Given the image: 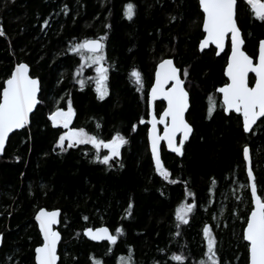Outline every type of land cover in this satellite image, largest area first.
<instances>
[{"label":"trees","instance_id":"16d2710c","mask_svg":"<svg viewBox=\"0 0 264 264\" xmlns=\"http://www.w3.org/2000/svg\"><path fill=\"white\" fill-rule=\"evenodd\" d=\"M128 3L134 5L131 20L124 14ZM202 20L198 0H0L5 33L0 36V91L20 62L41 87L29 124L9 136L0 155V264H35L41 239L34 214L40 207L60 210L58 264H121V257H131L132 264H177L172 255L184 256L185 264H200L206 259V225L222 264H247L242 231L251 198L243 148L250 149L258 194H264V123L258 121L245 133L239 115L224 113L215 88L226 82L229 44L218 56L212 46L199 51ZM237 24L244 50L255 58L264 22L254 18L246 0H237ZM100 37H106L103 66L108 69L103 100L95 91L96 65L81 60L89 55L86 51L72 50ZM168 57L181 69L189 92L186 119L193 129L183 155L161 145L162 162L175 184L153 168L146 138L147 92L156 64ZM133 70L142 74L139 91L130 76ZM78 80L85 81L83 89ZM210 97L215 105L211 115ZM69 99L75 112L71 128H83L105 142L117 133L128 141L112 167L98 162L90 144L64 152L56 147L63 130L53 126L49 114L66 110ZM163 105L154 103L156 115ZM107 154L99 150L100 158ZM235 181L243 187L237 190ZM193 202L197 206L189 223L178 229L176 210ZM100 225L113 234L123 229L117 245L82 235L83 228Z\"/></svg>","mask_w":264,"mask_h":264},{"label":"snow or ice","instance_id":"6c2138e0","mask_svg":"<svg viewBox=\"0 0 264 264\" xmlns=\"http://www.w3.org/2000/svg\"><path fill=\"white\" fill-rule=\"evenodd\" d=\"M250 6L254 18L264 22V0H246ZM200 7L204 13L203 30L207 36L200 44V50L203 51L209 44H214L220 52L225 49L226 37L231 34V55L228 60L226 75L231 81L224 87L218 89L223 94V105L226 112H235L243 118V131L250 133L253 131V125L258 121L264 123V40L259 42L258 62L254 63L253 58L244 50V39L237 25V0H199ZM125 16L131 20L134 15V5H126ZM48 26V21L44 22V27ZM5 33L0 27V36ZM106 37L99 39L85 40L83 43H77L73 46V51L78 53L87 52V57L81 55V60L95 64L97 76L95 78L98 98L103 100L107 95L106 81L108 79V69L103 66L105 61L104 40ZM219 55V52L217 53ZM89 64V66H91ZM83 68V65H81ZM255 74V86H249V74ZM77 75H80L78 72ZM184 76L188 75L185 70ZM130 76L134 78L137 90L143 88L142 74L138 70H133ZM81 89L85 85L84 80L77 81ZM171 87H166L168 84ZM41 91L40 80L32 78L29 75L27 64L20 63L16 65L10 78L0 92V152H3L5 143L9 134L14 130L23 129L29 123V114L33 112L40 103L38 94ZM167 101V108L157 120L156 114L152 115L150 121L152 127L149 132L151 141L152 159L155 163L156 172L169 183L175 184L178 181L170 179L171 173L165 168L160 155V141L167 142L168 148L177 155H183V145L188 140L193 131L190 124L185 119V113L189 109V93L185 90L184 81L181 79V69L177 68L173 60L167 59L162 61L155 72V84L151 87V102L158 98ZM209 106V115L214 110L215 105ZM75 115L72 107V101H67V110L58 108L51 113L49 119L53 126H60L66 129L59 136L56 147L61 152L67 149L75 148L79 145L90 144L97 150L99 163L112 167V163L121 155V148L128 143L124 136L117 133L109 141L105 142L98 139L95 135H90L85 129L71 128L73 117ZM141 124L144 120L141 119ZM157 124H163V136L157 133ZM99 127V125H97ZM136 127L133 126V131ZM177 134H182V138L177 144ZM101 148L107 149L108 154L102 158L99 156ZM243 156L249 162L247 176L253 207L246 218V227L243 230V240L247 242L249 252V264H264V194H258L255 177L251 168L250 149L243 148ZM122 167V165H121ZM213 183L215 181L213 180ZM243 187V186H242ZM188 196L194 197L191 192ZM196 204L188 203L181 205L176 210V227L189 223V214L196 208ZM132 204L128 205L129 215ZM60 212L47 211L40 209L35 219L39 222V229L43 235V244L35 248V264H58L60 257L57 254V246L61 240V235L54 230V225L59 223L58 217ZM85 220L88 217H84ZM84 235L93 241H107L110 245H117L119 236L123 235L122 228H116L115 233L108 227H99L96 229L86 228ZM177 236L180 232L176 233ZM203 236L206 240V259L201 260L200 264H222L217 251V241L212 233L210 226L203 228ZM3 236L0 234V242ZM131 251V250H130ZM171 260L177 264H185L186 258L182 255H172ZM94 264H102L100 260H95ZM121 264H132L131 257L127 261L121 257Z\"/></svg>","mask_w":264,"mask_h":264},{"label":"water","instance_id":"95a60500","mask_svg":"<svg viewBox=\"0 0 264 264\" xmlns=\"http://www.w3.org/2000/svg\"><path fill=\"white\" fill-rule=\"evenodd\" d=\"M198 4H199V0H198ZM199 8H200V10H201V12H202V14H203V19H204V13H203L202 8L200 7V4H199ZM237 25H238V24H237ZM201 29H202V32H203V36H202V38L200 39V41H199V43H198V49H199V51H201V50H200V44H201L202 40H204V39L206 38V36H207V33H205L204 30H203V20H202V26H201ZM239 29H240V28H239ZM240 31H241V30H240ZM241 35H242V32H241ZM242 38H243V37H242ZM87 40H92V39H87ZM262 40H264V38L259 39L258 42H257V48H256V49H257V53H256L255 58H253L254 63H257V62H258V55H259V42L262 41ZM227 42H229V52H228V55H227L226 64H225L224 69H223V75H224V77H225V79H226L227 82H226L225 84L219 85V86H217V87L215 88V92L220 96V100H221L222 105H223V94L220 93V92L218 91V89L221 88V87H224L226 84H228V83L231 82V81L228 79L227 75H226V69H227L228 60H229L230 55H231V34H230V33H229L228 36L226 37L225 49H226V46H227ZM82 43H83V42H82ZM210 46H212V47L215 49V55H216V56H218V55H217L218 52H219V55L222 54V53L224 52V51H223V52H220V50L217 49V48L215 47L214 44H209L205 49L209 48ZM205 49H204V50H205ZM225 49H224V50H225ZM243 50H244V45H243ZM244 51H245V50H244ZM245 52H246V51H245ZM249 56H250V55H249ZM167 59H171V60H173L172 58H169V57H168V58H164V59L160 60V61L156 64L155 69H154V73H153L152 83H151V85H150V87H149V89H148V92H147V104H148V110H149V112H148V118H147L148 129H147L146 138H147L148 148H149V152H150V155H151V160H152V164H153V168H154V169H155V163H154V161H153V159H152L151 141H150V139H149V132H150L151 127H152L150 121H151V119H152V115L155 114V112H154V103H155L156 101H159V102H163V104H164V107H163V109L161 110V112H160L158 115H156V116H157V120H159L160 115H162V114H163V111L167 108V101L164 100V99L161 97V98H158L157 100H155L154 102H151V103H150V100H151V87L155 84V72H156V70H157L159 64H160L162 61L167 60ZM20 63L26 64V63H24V62H20ZM20 63H17V64H15V65L13 66V68H12V70H11V73L14 71L16 65H18V64H20ZM173 63H174V61H173ZM174 65L176 66L175 63H174ZM28 67H29V66H28ZM176 67H177V66H176ZM177 68H179V67H177ZM11 73H10V75L4 80V82H3V86H4V84H5V81H6L8 78H10ZM29 75H30L32 78H36V77H34V76L31 75V73H30V68H29ZM249 76H253V82H252V84L249 85V86H250V87H254V86H255V78H254V77H255V74H254V73H250ZM36 79H37V78H36ZM181 79L183 80L182 75H181ZM248 80H249V77H248ZM183 81H184V80H183ZM3 86H2V88H3ZM166 87H171V84L169 83ZM184 87H185V90L188 91V90L186 89L185 83H184ZM2 88H1V91H0V92H2ZM188 93H189V92H188ZM38 99H39V94H38ZM189 106H190V97H189ZM36 107H37V106H36ZM34 110H35V109H34ZM34 110H33V111H34ZM223 111H224L225 114H228V113H229V112H226V111H225V106H224V105H223ZM32 113H33V112H32ZM32 113L29 114V122H30V116H31ZM52 113H53V112H52ZM233 113L236 114V115H239V114H237V113H235V112H233ZM50 114H51V113H50ZM50 114H49V116H50ZM186 114H187V111H186V113H185V119H186ZM239 116H240V119H241V125H242V124H243V118H242L241 115H239ZM186 121H187V119H186ZM187 122H188V121H187ZM28 124H29V123H28ZM28 124H27V125H28ZM27 125H26V126H27ZM190 126H191V125H190ZM191 127H192V126H191ZM253 127H254V125H253ZM242 128H243V126H242ZM163 129H164V125H163V124H157V133H158L160 136H163ZM19 130H21V129H19ZM19 130H14L13 132H15V131H19ZM13 132H12V133H13ZM12 133H10L9 136H10ZM191 134H192V132H191ZM191 134L189 135V137L191 136ZM181 138H182V134H177V141H176L177 144L179 143V140H180ZM188 139H189V138H188ZM186 141H187V140H186ZM186 141H185V142H186ZM185 142H184V143H185ZM6 144H7V141H6V143H5V147H6ZM161 145H163L164 149H165L167 152L172 153V154H174V155H176V156H181V155H177L176 153L172 152V151L168 148V146H167V142L164 141V140H161V141H160V145H159L160 155H161ZM247 147H248V146H247ZM4 149H5V148H4ZM182 150H183V149H182ZM3 151H4V150H3ZM2 153H3V152H0V155H2ZM243 158H244V156H243ZM250 159H251V157H250ZM244 161H245V171H246V176H247V170H248V167H249V162L246 161L245 159H244ZM249 184H250V182H249V179H248V176H247V186H248V190H249V193H250V187H249ZM250 198H251V193H250ZM252 207H253V204H252V200H251V208H252ZM40 209H45V210H47V211H49V212H51V211H57V210H58V211L60 212L59 209H56V208L47 209V208H45V207H40V208H38V209L36 210V212H35V214H34V221H35V224H36V227H37V230H38V232H39L40 239H41V243L38 244L36 247H39V246H41V245L43 244V235H42V233L40 232V229H39V222L36 221V219H35V217H36V215L38 214V212L40 211ZM250 211H251V209H250ZM250 211H249L248 215L250 214ZM248 215H247V217H248ZM58 220H59V223H57L56 225H54V230L59 232L60 216L58 217ZM99 227H107V226H105V225H100V226H96V227H86V228H93V229H96V228H99ZM245 227H246V223H245V225H244V227H243V230H244ZM86 228H83V230H82V235H83L86 239H88V240H90V241H92V242H97V241H93V240H91L89 237H87V236L84 235V231H85ZM110 231H111V230H110ZM59 233H60V232H59ZM60 235H61V233H60ZM242 237H243V231H242ZM61 238H62V236H61ZM60 242H61V240H60ZM60 242H59V244H60ZM101 242H107V241H101ZM245 242H246V241H245ZM97 243H99V242H97ZM107 243H108V242H107ZM246 243H247V242H246ZM59 244H58V246H57V254H58V256H59ZM1 245H2V242H0V247H1ZM36 247H35V248H36ZM34 263H35V249H34ZM58 263H59V261H58ZM247 264H249V252H248V262H247Z\"/></svg>","mask_w":264,"mask_h":264},{"label":"rangeland","instance_id":"374dc122","mask_svg":"<svg viewBox=\"0 0 264 264\" xmlns=\"http://www.w3.org/2000/svg\"><path fill=\"white\" fill-rule=\"evenodd\" d=\"M67 110V109H66ZM75 129H78V128H75ZM62 133L60 134V135H62L65 131H67L66 129H64L63 127H62ZM108 151V150H107ZM241 186H242V182L241 181H235V187L237 188V190H239L240 188H241Z\"/></svg>","mask_w":264,"mask_h":264},{"label":"bare ground","instance_id":"6f19581e","mask_svg":"<svg viewBox=\"0 0 264 264\" xmlns=\"http://www.w3.org/2000/svg\"><path fill=\"white\" fill-rule=\"evenodd\" d=\"M243 129V128H242ZM83 230V229H82Z\"/></svg>","mask_w":264,"mask_h":264},{"label":"flooded vegetation","instance_id":"af4514ba","mask_svg":"<svg viewBox=\"0 0 264 264\" xmlns=\"http://www.w3.org/2000/svg\"><path fill=\"white\" fill-rule=\"evenodd\" d=\"M250 82V81H249Z\"/></svg>","mask_w":264,"mask_h":264}]
</instances>
